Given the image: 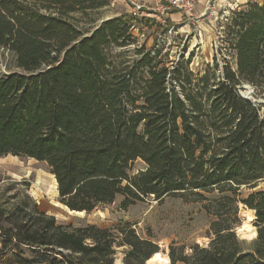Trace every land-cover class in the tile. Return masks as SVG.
Returning <instances> with one entry per match:
<instances>
[{"label": "trees", "instance_id": "trees-1", "mask_svg": "<svg viewBox=\"0 0 264 264\" xmlns=\"http://www.w3.org/2000/svg\"><path fill=\"white\" fill-rule=\"evenodd\" d=\"M107 5L0 0V48L16 61L0 73V157L47 164L71 211L119 196L124 208L151 197L203 203L209 244H172L169 264H264V103L239 96L247 83L264 97V0L231 12L232 62L214 56L203 73L194 52L171 61L157 41L140 43L136 31L164 28L154 19L121 15L84 31L69 20ZM241 205L255 212V239L237 235ZM123 246L121 264L164 256L129 225L65 227L0 185V264H117Z\"/></svg>", "mask_w": 264, "mask_h": 264}, {"label": "rangeland", "instance_id": "rangeland-1", "mask_svg": "<svg viewBox=\"0 0 264 264\" xmlns=\"http://www.w3.org/2000/svg\"><path fill=\"white\" fill-rule=\"evenodd\" d=\"M136 1L143 6L141 11H138L129 0H109V5L99 10L88 11L87 15L72 14L74 18L69 20L78 29L84 31L98 27L102 20L121 15L137 13L140 14L139 17L154 19L164 28L158 32L154 28H146L143 32L136 31L135 35L140 38V43L145 42L147 47H150L157 41L159 47L163 46L165 51L169 52L171 61H178L183 55H186L187 59L194 52L191 67L195 73H203L204 66L211 63L213 57L217 55L220 64L224 59L232 62L233 54L226 43V24L231 12L247 2H263V0H194L192 12L182 10L173 13L180 10L173 8L164 13L162 4L158 5L159 7L154 5L155 0ZM161 19L165 20L161 21ZM15 66V57L8 50L0 48V73L8 74L16 70ZM243 85L249 84L245 83L241 86ZM251 90L256 100L264 101V97L259 96L253 86ZM141 168L143 164L138 162L135 171ZM10 183L21 192H27L37 203L40 211L54 216L57 223L62 226L74 228L95 225L102 229H115L120 225H129L139 237L157 243L160 248L159 253L163 254L164 260L168 262L169 247L172 244L176 247L185 246L186 253H189L190 246L196 244L207 246L210 242L208 231L211 217L207 214L204 204L200 202L175 196H167L163 200L151 197L124 208L122 203L125 197L119 196L114 203L98 206L90 213L71 211L61 202L57 181L47 164L13 155L0 157V185L5 186ZM259 189H264V183L259 185L257 190ZM250 192L251 190L243 188V196ZM216 196V194L207 195L209 199ZM247 215L253 217L251 226L257 232L255 212L250 211L245 205H241L240 227L246 223ZM238 228L237 235L240 239L252 240L240 235ZM127 250L128 248L124 246L117 249V264L123 262Z\"/></svg>", "mask_w": 264, "mask_h": 264}, {"label": "built area", "instance_id": "built-area-1", "mask_svg": "<svg viewBox=\"0 0 264 264\" xmlns=\"http://www.w3.org/2000/svg\"><path fill=\"white\" fill-rule=\"evenodd\" d=\"M135 7H137L138 11H141L143 6L139 5L137 3L136 0H129ZM194 0H170L168 2V4L166 5H161L162 7V11L164 13H167L168 11H170L173 8H179L180 10H185V11H189L192 12L193 10V5ZM135 15L139 16L140 14L135 13ZM165 19H161V21H163Z\"/></svg>", "mask_w": 264, "mask_h": 264}, {"label": "bare ground", "instance_id": "bare-ground-1", "mask_svg": "<svg viewBox=\"0 0 264 264\" xmlns=\"http://www.w3.org/2000/svg\"><path fill=\"white\" fill-rule=\"evenodd\" d=\"M248 86V85H247ZM251 91V89H247L246 93L248 94ZM253 211V210H250ZM253 221V217L251 215H247L246 223H244L243 226L239 227L238 233L242 235L243 237H248L250 239H253L256 237V231L253 226H251V222ZM168 261H165L163 256H158L154 260H152L151 264H168Z\"/></svg>", "mask_w": 264, "mask_h": 264}, {"label": "water", "instance_id": "water-1", "mask_svg": "<svg viewBox=\"0 0 264 264\" xmlns=\"http://www.w3.org/2000/svg\"><path fill=\"white\" fill-rule=\"evenodd\" d=\"M107 20H109V19H107ZM107 20H102L101 22H100V24H99V26L101 25V24H103V22H105V21H107ZM99 26H98V28H99ZM97 28V29H98ZM251 89V85L249 84L248 86L247 85H243V86H241L240 88H239V96L240 97H244L245 99H248V100H253L254 101V103H264V101L263 100H256L255 98H254V96H252V94H253V91L251 90L248 94L246 93V90L247 89ZM239 229V228H238ZM255 238H257V232H256V237ZM255 238H253V239H255ZM241 240H245V239H241Z\"/></svg>", "mask_w": 264, "mask_h": 264}, {"label": "crops", "instance_id": "crops-1", "mask_svg": "<svg viewBox=\"0 0 264 264\" xmlns=\"http://www.w3.org/2000/svg\"><path fill=\"white\" fill-rule=\"evenodd\" d=\"M169 1H170V0H155V2H154L155 4H154V5L157 6V7H159L158 5H161V4H162V5H165L166 2H167V4H168ZM162 2L165 3V4H163ZM175 12H176V13H177V12H182V10H177V11H174L173 13H175ZM169 13H170V12H169ZM143 15H145V14L143 13Z\"/></svg>", "mask_w": 264, "mask_h": 264}]
</instances>
